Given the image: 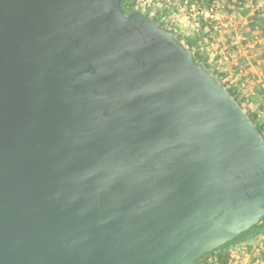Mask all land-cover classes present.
Wrapping results in <instances>:
<instances>
[{
  "label": "water",
  "instance_id": "95a60500",
  "mask_svg": "<svg viewBox=\"0 0 264 264\" xmlns=\"http://www.w3.org/2000/svg\"><path fill=\"white\" fill-rule=\"evenodd\" d=\"M123 0H0V264H196L264 216V136Z\"/></svg>",
  "mask_w": 264,
  "mask_h": 264
},
{
  "label": "rangeland",
  "instance_id": "374dc122",
  "mask_svg": "<svg viewBox=\"0 0 264 264\" xmlns=\"http://www.w3.org/2000/svg\"><path fill=\"white\" fill-rule=\"evenodd\" d=\"M185 1L186 0H150L147 4H143L140 9L144 10L149 15L158 16L162 23L174 30L176 36L179 37L186 46L191 48L193 53H201V55L205 57V62L211 67V71H214L218 78L229 88L236 89L240 99L245 98L243 105L245 106L247 114L249 116H256L258 119L257 124L264 123V109L260 107V104H258L255 99H251L246 92H243L242 89L245 87H237L238 79L236 78V72L231 70L226 76L222 75L223 72L221 71L222 67L218 60L219 57L216 55L218 50L217 42L216 40H212L211 42L208 41V39L220 36L221 29L213 28L208 19L191 11L188 6L186 7ZM192 1H198L199 5L203 4V0ZM207 23H209L208 27L203 29ZM225 51L227 52V48H225ZM235 54L234 50H232L231 55L227 53L229 58L234 59L232 64L229 63L228 66H230L231 69L237 68L235 71L242 74L243 72L241 73L239 71V69L242 68L241 60L237 58L238 55ZM196 264H217V262L213 258H207ZM229 264H264V234L253 239L252 243L250 240L242 241L233 247L230 250Z\"/></svg>",
  "mask_w": 264,
  "mask_h": 264
},
{
  "label": "crops",
  "instance_id": "0c3cea01",
  "mask_svg": "<svg viewBox=\"0 0 264 264\" xmlns=\"http://www.w3.org/2000/svg\"><path fill=\"white\" fill-rule=\"evenodd\" d=\"M233 2L234 0H221V35L208 39V41L216 40L217 42L216 55L219 57L222 75L226 76L231 70L236 72L237 87H245L242 89L243 92H246L251 99H255L264 109V29L256 13L248 9H239ZM208 24L203 26V29H206ZM256 37L259 39L256 40ZM232 50L241 60L242 68L239 71L243 72L242 74L235 71L237 68L231 69L228 66L234 60L227 56V53L231 55ZM252 241L250 240L251 243Z\"/></svg>",
  "mask_w": 264,
  "mask_h": 264
},
{
  "label": "trees",
  "instance_id": "16d2710c",
  "mask_svg": "<svg viewBox=\"0 0 264 264\" xmlns=\"http://www.w3.org/2000/svg\"><path fill=\"white\" fill-rule=\"evenodd\" d=\"M122 3H123V6L128 11H132L134 9H137L135 7V5L133 4V0H123ZM147 15H149V14L147 13ZM152 17H154L156 20H158L160 22V24L162 26H164L165 28L169 29L170 31H172V33H174L176 35L174 30L169 28V27H167L164 23H162L161 19L158 18V16H152ZM263 29H264V27H263ZM194 58H195L196 61L204 63L209 69H211V67L205 62V57L203 55H201V53H194ZM212 72L214 73V71H212ZM214 75L218 78V76L215 73H214ZM218 79L226 86V88L229 90V92L235 97V99L245 109V106L243 105V101L245 100V98H241L240 99L236 89L229 88L220 78H218ZM250 118L252 119V121L255 123L256 127L259 129V131L264 136V123L257 124V120L258 119H257L256 116H250ZM261 234H264V216L251 229H249L248 231L240 234L234 240L229 241L226 244H224L223 246L219 247L213 254H208V253L204 254L199 260H197L196 263H198L199 261L205 260L207 258H213V259L216 260L217 264H229V262H230V250L233 247H235L238 243H240L242 241L253 240V239L257 238Z\"/></svg>",
  "mask_w": 264,
  "mask_h": 264
},
{
  "label": "built area",
  "instance_id": "2783aa9c",
  "mask_svg": "<svg viewBox=\"0 0 264 264\" xmlns=\"http://www.w3.org/2000/svg\"><path fill=\"white\" fill-rule=\"evenodd\" d=\"M149 1L133 0V4L137 9H140L143 4H147ZM185 3L191 11L208 19L213 28L220 29L222 27L221 0H204L202 5H199L198 1L192 0H186ZM233 4L239 9H248L250 12L256 13L264 27V0H234ZM258 39L259 37H256V40Z\"/></svg>",
  "mask_w": 264,
  "mask_h": 264
}]
</instances>
